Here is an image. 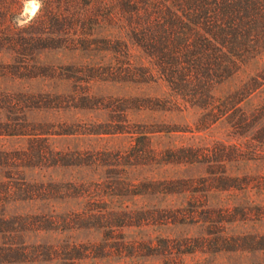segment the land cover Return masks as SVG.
<instances>
[{
  "label": "rangeland",
  "instance_id": "374dc122",
  "mask_svg": "<svg viewBox=\"0 0 264 264\" xmlns=\"http://www.w3.org/2000/svg\"><path fill=\"white\" fill-rule=\"evenodd\" d=\"M79 3L0 52V264H264V51L195 105Z\"/></svg>",
  "mask_w": 264,
  "mask_h": 264
},
{
  "label": "trees",
  "instance_id": "16d2710c",
  "mask_svg": "<svg viewBox=\"0 0 264 264\" xmlns=\"http://www.w3.org/2000/svg\"><path fill=\"white\" fill-rule=\"evenodd\" d=\"M82 11H108V19L124 18L120 37L130 39L149 58L152 68L172 90L184 91L195 105H211L212 84L235 72L241 63L264 51V0H80ZM22 0H0V52H9L18 68L32 60L23 58L38 49L41 40H54V32L69 34L72 29L46 26V18L70 24L68 8H80L79 0H43V7L30 27L17 29L13 18ZM47 25V24H46ZM119 43V42H115ZM107 50L117 52L109 43ZM123 58L129 50L123 42ZM12 61V62H13ZM0 63V76L12 63ZM17 68V67H16ZM207 97L208 99H206Z\"/></svg>",
  "mask_w": 264,
  "mask_h": 264
},
{
  "label": "clouds",
  "instance_id": "9594fccd",
  "mask_svg": "<svg viewBox=\"0 0 264 264\" xmlns=\"http://www.w3.org/2000/svg\"><path fill=\"white\" fill-rule=\"evenodd\" d=\"M43 7V0H22V8L18 15L13 18L17 29L30 27L36 20Z\"/></svg>",
  "mask_w": 264,
  "mask_h": 264
}]
</instances>
